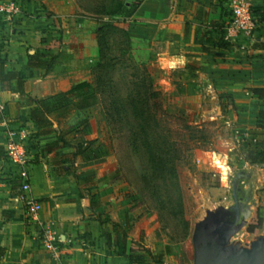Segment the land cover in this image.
I'll return each mask as SVG.
<instances>
[{"label":"crops","instance_id":"crops-1","mask_svg":"<svg viewBox=\"0 0 264 264\" xmlns=\"http://www.w3.org/2000/svg\"><path fill=\"white\" fill-rule=\"evenodd\" d=\"M133 1L137 8L128 17L113 12L116 9L108 0H19L21 14L0 19V57L8 62L6 72H17L25 80L23 94L13 91L15 80L5 83L9 89L0 83L6 121L0 114V264H153L143 253L131 251L138 232L127 228L126 186L117 184L118 168H96L105 158L85 162L74 156L73 146L44 152L66 132L54 122L47 134H39L42 129L31 120L34 101L55 94L32 90L36 83L38 89L47 87L54 77L42 78L39 74L47 71L29 67L30 57L39 55L50 62L53 55L62 71L81 68L98 57L96 32L102 22L114 20L123 27L134 48L137 42L144 43L154 89L165 100L176 102L180 111L217 110L225 96L231 97L230 111L237 115L235 132L247 141L243 160L236 156L235 163L250 168L264 165L246 160L256 140L264 139L259 122L264 100L251 92L264 88V0H249L259 18L254 38L240 37L231 44L223 40L229 20L227 0ZM175 60L180 62L174 67L165 66ZM10 130L24 131L30 138L33 160L25 170L5 156ZM62 159L70 172H58ZM73 165L80 172L74 173ZM22 173L31 186L29 195L41 204L40 220L49 221L64 242L58 262L41 245L38 225L26 214ZM251 216L250 212L243 227ZM220 242L222 252L234 254L228 240ZM169 251L165 247L157 253L165 255L164 264Z\"/></svg>","mask_w":264,"mask_h":264},{"label":"rangeland","instance_id":"rangeland-1","mask_svg":"<svg viewBox=\"0 0 264 264\" xmlns=\"http://www.w3.org/2000/svg\"><path fill=\"white\" fill-rule=\"evenodd\" d=\"M108 1L116 9L112 11H119L121 16L127 15L137 5L133 0ZM125 2L128 3L127 6H124ZM136 44V48L132 47V52L126 55L143 63L150 73L149 53L143 42ZM50 56L49 70L39 75L42 78H54L47 87L38 89L37 83L31 86L38 94L49 96L68 92L78 85L94 81V69L99 57L93 58L91 62H84L81 68L62 71L58 58ZM124 72L119 71L114 78L115 84L122 87V96L127 94L129 87L125 80L119 82L120 77L125 75ZM3 88L10 87L5 84ZM161 97L162 107L153 111L157 112L159 128L169 131L167 137L176 144L179 156L175 178L170 180L172 178L168 176L171 175H167L169 179L165 182H156L160 185L158 188L161 197L167 203L154 196L144 183L143 177H149L151 171L143 149L139 147V150L132 152L133 148L129 145L126 134H121L118 138L110 136L100 112L101 107L83 113H71L62 129L69 132L68 139H80L85 145H103L108 156L104 162L95 164L96 168L121 169L117 184L126 186L127 220L131 231L137 229L138 232L133 248L137 250L144 247L145 251L140 252L153 264L146 251L163 253L167 246L172 253L166 264H194L193 242L197 233L213 239L228 240L234 254L243 249L252 250L258 242L264 240V236L258 238L264 233L263 225L254 234L247 232L257 211L264 223V165L250 168L245 163H235L236 156L243 160L247 141L235 132L237 115L230 111L233 105L231 97L225 96L224 102L213 111H180L176 102L165 100L162 94ZM150 126L153 127L154 123L151 122ZM73 170L74 173L80 172L78 166L73 165ZM178 193L182 197L181 210L169 202L171 196ZM250 212L252 216L247 226L243 227ZM184 222L189 225L186 237Z\"/></svg>","mask_w":264,"mask_h":264},{"label":"trees","instance_id":"trees-1","mask_svg":"<svg viewBox=\"0 0 264 264\" xmlns=\"http://www.w3.org/2000/svg\"><path fill=\"white\" fill-rule=\"evenodd\" d=\"M136 8L137 5L126 16H131ZM96 33L99 59L94 69L96 74L94 81L90 84L78 85L68 92H60L41 100H35L31 120L36 123L39 129H42L39 134L45 135L50 131L54 122L62 126L72 112L101 107L102 111L100 112L109 135L118 138L121 134H126L129 145L131 144L133 148L132 152L139 150V147L143 149L151 171L149 177H143L144 183L148 189L152 190L154 196L162 199L161 202L167 203L161 197L158 188L160 185L158 186L156 182L163 183L168 177L172 178L170 180L175 178L179 156L176 144L170 142V138L167 137L170 134L169 131L159 128L157 112L153 111L162 107L161 94L154 89L151 75L144 64L131 55H126L128 52H132L133 44L128 32L123 27L115 22L106 21L101 23ZM28 66L48 71L51 63L37 55L30 57ZM7 67L8 62L0 57V83L5 84L15 80L16 85L13 91L23 94L25 80L17 72H6ZM119 71H125L122 78L119 76V82L125 80L129 86L128 92L124 96H122V87L117 86L114 80ZM251 92L258 99L264 100V88H255ZM259 117L261 120L259 122L264 126V111L260 112ZM151 122L154 123L153 127L150 126ZM68 134L69 132H66L63 136H59L55 142L48 144L44 152L50 154L59 149L73 146L76 149L74 156L80 157L85 162L101 160L108 156L102 144L98 146H94L93 143L85 145L80 142V139H67L66 135ZM246 160L253 165L264 164V139L256 140L253 148L247 152ZM65 164L66 161L62 159L59 163L60 167H58L59 173L70 172V168L65 169ZM118 171L121 172V169ZM167 175L171 176L166 177ZM169 202L181 210V193L174 197L171 196ZM180 213L182 212L180 211ZM262 225L263 218L257 211L247 232L254 234L259 231ZM127 228H130L129 223ZM188 228V223L184 222L186 231L184 237L187 235ZM126 238V233H123L124 241ZM134 245L135 243H132L131 251H145L144 247L135 250ZM169 249L167 246V254H170ZM146 253L152 258L154 264H164V254L155 255L149 251Z\"/></svg>","mask_w":264,"mask_h":264},{"label":"built area","instance_id":"built-area-1","mask_svg":"<svg viewBox=\"0 0 264 264\" xmlns=\"http://www.w3.org/2000/svg\"><path fill=\"white\" fill-rule=\"evenodd\" d=\"M227 10L229 20L224 29V42L231 44L240 37L253 39L254 33L259 26V18L253 11L251 2L249 0H227ZM20 14L21 7L19 2L16 0H0V19L4 18L9 20L16 18ZM0 114L4 119L3 123L6 124L5 111L2 104H0ZM31 152L30 138L24 131H8L5 144V156L9 162L25 170L33 160ZM20 179L21 200L25 205L26 214L38 225L41 245L50 252L52 259L58 262L62 259V245L64 242L54 232L49 221L40 220L41 204L29 195L31 186L27 175L25 173L20 174Z\"/></svg>","mask_w":264,"mask_h":264},{"label":"water","instance_id":"water-1","mask_svg":"<svg viewBox=\"0 0 264 264\" xmlns=\"http://www.w3.org/2000/svg\"><path fill=\"white\" fill-rule=\"evenodd\" d=\"M220 240L203 233L194 237V264H264V240L258 242L252 250L243 249L237 254H225Z\"/></svg>","mask_w":264,"mask_h":264},{"label":"clouds","instance_id":"clouds-1","mask_svg":"<svg viewBox=\"0 0 264 264\" xmlns=\"http://www.w3.org/2000/svg\"><path fill=\"white\" fill-rule=\"evenodd\" d=\"M180 61L179 60H175L174 63H166L165 66L166 67H174L175 66V63H179Z\"/></svg>","mask_w":264,"mask_h":264}]
</instances>
